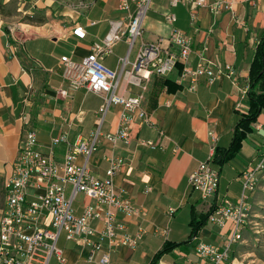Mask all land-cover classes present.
Here are the masks:
<instances>
[{
	"label": "crops",
	"instance_id": "1",
	"mask_svg": "<svg viewBox=\"0 0 264 264\" xmlns=\"http://www.w3.org/2000/svg\"><path fill=\"white\" fill-rule=\"evenodd\" d=\"M223 1L221 6L217 4L220 0H205L200 7L195 4L172 7L170 0H152L142 24L143 38L152 43L169 37L174 29H181L193 38V67L198 63L199 53L204 52L206 62L215 66L232 64L239 78L237 84L224 77L210 85L201 78L198 89L189 92L186 84L179 82L181 66H178L167 77H152L142 91L121 73L116 93L126 97L143 93V108L155 126L135 123L129 144L123 141L113 144L107 135L119 129L122 108L112 105L103 115L100 142L90 159L91 172L105 178L108 164L104 157L115 155L124 159L113 181L140 208L141 214L130 219L120 214L119 218L130 232L147 230L137 248L109 251L115 264H150L166 242L183 245L166 254L158 264H204L196 253V242L184 244L189 240L193 211L198 216L208 212V203L193 190L189 177L210 157L211 131L218 136L217 145L229 147L233 112L238 106L246 109L243 101L250 64L258 33L264 29V0ZM0 3L5 6V11L0 12L1 217L5 204L3 185L12 174L25 127L22 116H29L40 149L55 156L58 162H63L68 145L54 147L52 140L64 130L69 131L71 143L93 137L105 96L71 88L64 78L61 58L67 56L81 62L90 54L93 44L109 33L110 21L122 18L125 13L120 10V0H0ZM169 14L176 16L175 22L166 21ZM192 14L196 17L194 23ZM76 24L84 26L85 39L72 35ZM125 52L127 44L122 41L104 60L105 65L119 71L118 57ZM259 120H264V110ZM69 124L71 127L67 128ZM140 140L158 141L160 147L157 150L142 147ZM261 143L259 138L249 137L238 156L222 169L219 199L240 197V176L258 158ZM82 161L78 158L77 163ZM229 168L236 176L228 173ZM259 190L250 198L253 209L264 205V181ZM71 193L69 186L67 196L71 197ZM88 205L96 203L78 193L73 201L76 214H81ZM170 209H175V213L171 215ZM92 225L98 231L104 228L101 221ZM220 234V228L209 222L198 233L209 243L218 242ZM59 247L66 264H98L88 261L89 249L82 242H68L62 236ZM49 264L62 263L52 257Z\"/></svg>",
	"mask_w": 264,
	"mask_h": 264
},
{
	"label": "built area",
	"instance_id": "2",
	"mask_svg": "<svg viewBox=\"0 0 264 264\" xmlns=\"http://www.w3.org/2000/svg\"><path fill=\"white\" fill-rule=\"evenodd\" d=\"M36 2L38 0H30ZM152 0H120V10L125 15L110 21L109 33L100 42L94 43L90 54L81 62L67 56L61 58L64 65V78L74 90L85 89L87 92L105 96L101 108L98 128L91 139L69 141V131L64 130L52 140V146L68 145L63 162H58L52 154H47L39 147L37 132L29 116H22L24 130L20 140L18 157L14 162L11 176L3 185L5 204L0 217V264H49L52 257L66 264L59 241L64 235L68 242H82L89 249L88 261L98 264H115L109 251L120 247L137 248L147 235L146 229L130 232L123 219H130L141 214L133 200L118 190L113 178L124 165V159L115 155H106L108 164L106 177L100 178L91 172V155L99 145L104 114L112 105L121 106L119 129L107 138L116 144L132 140L131 128L135 123H147L155 126L143 108L144 94L126 97L116 93L121 73L133 84L146 90V84L152 77H167L181 66L180 84H186L189 92L198 89L201 78L213 85L226 77L238 83V76L232 64L215 66L206 62L204 52L199 53L195 67L191 65L193 38L181 29H174L167 38L161 37L147 43L143 38L142 24L146 18ZM205 0H170L172 7L179 4L203 6ZM220 0L218 5H224ZM219 8L215 10L218 12ZM192 14V22L195 21ZM168 23L176 21L174 14L166 16ZM75 38H86L84 26L76 24L72 29ZM141 38L136 59L131 70H126L128 57ZM167 39V40H166ZM125 41L127 56L118 59L119 71L107 67L104 60L113 54L117 44ZM167 44L164 45V42ZM240 106H238L239 108ZM262 125V124H261ZM71 124L67 126L70 128ZM261 129L262 126H258ZM160 135L163 132L160 131ZM212 138L210 157L201 162L190 175L189 181L194 191L200 194L211 210L208 222L220 228L218 242L203 241L199 235L193 237L196 253L204 264H226L233 246L240 244L254 217L250 214L248 200L255 189L256 171L264 166V153L255 168L242 173V190L237 200L219 199L221 174L212 166L211 158L218 143V136L210 132ZM139 145L157 150L160 143L155 140H140ZM78 158L83 161L78 164ZM71 186V197L67 196ZM78 193L96 203L85 206L81 214H76L73 201ZM100 206L103 209H99ZM170 214L175 209H170ZM94 221L104 224L102 231L92 225ZM107 242V247H105Z\"/></svg>",
	"mask_w": 264,
	"mask_h": 264
},
{
	"label": "trees",
	"instance_id": "3",
	"mask_svg": "<svg viewBox=\"0 0 264 264\" xmlns=\"http://www.w3.org/2000/svg\"><path fill=\"white\" fill-rule=\"evenodd\" d=\"M4 11L5 6L0 3V12ZM257 38L258 43L250 64L246 97L243 101L246 109L235 108L232 117L233 131L230 145L227 148L217 145L211 158L212 166L218 169L219 173L238 156L244 142L253 136L252 125L259 120L264 110V29L258 33ZM210 212L211 210L198 216L193 211L189 240L184 244L193 241V237L197 236L199 231L207 224ZM182 245L183 243L166 242L155 254L150 264H158L166 254Z\"/></svg>",
	"mask_w": 264,
	"mask_h": 264
},
{
	"label": "rangeland",
	"instance_id": "4",
	"mask_svg": "<svg viewBox=\"0 0 264 264\" xmlns=\"http://www.w3.org/2000/svg\"><path fill=\"white\" fill-rule=\"evenodd\" d=\"M141 38H139L136 41L135 47L133 48L132 52L130 53L128 57V64L126 66V70H131L132 64L135 61V58L137 56L139 47L141 45ZM147 43H151L147 40H145ZM127 56V52L122 53V58H125ZM120 56L118 57V59ZM262 124V125H261ZM258 126H262L261 129L257 128ZM253 137H257L260 139L262 142L260 145V149L258 152V158L254 162V164L249 165L251 166L250 168H255L256 163L258 160L262 157V154L264 153V120H257L253 125ZM252 137V136H251ZM259 142V141H258ZM234 164V163H231ZM249 166L247 167L249 169ZM245 170H248V169ZM228 173L230 175H235L234 171H231V168L227 169ZM241 183H242V174L240 176ZM264 181V166L256 171L255 175V189L254 191L250 194V198L253 194H255L261 187L262 182ZM233 190V189H232ZM231 190V191H232ZM260 191V190H259ZM79 202V198L76 200V203ZM249 206H250V214L254 215V220L252 221V229H249L247 231L246 237H244V240L236 245L233 246L232 251H231V256L226 262V264H264V205H257L256 209H253V205L250 201L248 200ZM3 205V197L0 196V208ZM259 213V215H255V211ZM64 237V235H63Z\"/></svg>",
	"mask_w": 264,
	"mask_h": 264
}]
</instances>
